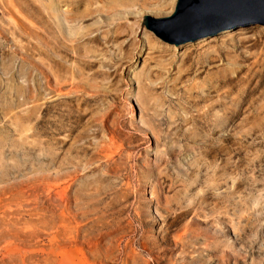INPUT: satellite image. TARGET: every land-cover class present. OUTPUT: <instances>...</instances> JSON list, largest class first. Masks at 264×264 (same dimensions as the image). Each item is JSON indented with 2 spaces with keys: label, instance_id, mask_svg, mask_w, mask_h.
I'll return each instance as SVG.
<instances>
[{
  "label": "rangeland",
  "instance_id": "1",
  "mask_svg": "<svg viewBox=\"0 0 264 264\" xmlns=\"http://www.w3.org/2000/svg\"><path fill=\"white\" fill-rule=\"evenodd\" d=\"M176 1L0 0V264H264V26L176 45Z\"/></svg>",
  "mask_w": 264,
  "mask_h": 264
},
{
  "label": "water",
  "instance_id": "2",
  "mask_svg": "<svg viewBox=\"0 0 264 264\" xmlns=\"http://www.w3.org/2000/svg\"><path fill=\"white\" fill-rule=\"evenodd\" d=\"M143 23L164 41L179 45L235 27L264 26V0H177L172 14L146 12Z\"/></svg>",
  "mask_w": 264,
  "mask_h": 264
},
{
  "label": "bare ground",
  "instance_id": "3",
  "mask_svg": "<svg viewBox=\"0 0 264 264\" xmlns=\"http://www.w3.org/2000/svg\"><path fill=\"white\" fill-rule=\"evenodd\" d=\"M64 1H68V0H53L54 3H58V4L60 2H64ZM82 1H85V0H82ZM90 1L91 2H95V1L96 2H105V1H109V0H90ZM111 1H115V0H111ZM124 1H129V3L133 2V1L135 3H147V2H149L151 0H124ZM158 3L160 4V5H158V6H160V8H158V6L156 8L158 9V11L159 10L161 11L163 9L164 5H165V2H163V0H159ZM147 12L152 14L151 13L152 10H148ZM222 31H225V30H222ZM123 35L124 34L117 35L115 37L118 40ZM221 35H222V33H220L219 35H216L215 37H218V36H221ZM99 37L100 36L92 38L93 42L96 39H99ZM149 38H150V42H152V41L155 42V45L157 46V48H164L165 49V47H162L161 45H159V42L155 41V39L151 35H149ZM204 39H206V38L202 37V38H200L199 41H203ZM247 40L248 39L246 37L238 38L237 41L235 40V43L232 45V47L237 48L234 60L235 61H240L241 58H243V60H250L252 58H255V56L259 55L260 53H262L263 58H264V48L262 49L263 50L262 52H256V53H252V52L248 51L247 49H242V50L240 49V47H242L241 45L246 43ZM208 44L209 43H203L202 46L208 45ZM262 44H263V41L259 40L258 38L254 39L250 43V45L259 46V47ZM99 46H103V44L98 45V47ZM263 47H264V45H263ZM229 49L230 48H227L226 50L223 51L222 47L219 46V47H215V48H212V49L207 48V49L201 51L200 55H204L205 59L199 60V61H194V63L190 66V68L188 70L189 71L188 73H191V74L195 73L197 76H201L207 70H209L211 72H214L213 73V77L209 81V84H208L209 88L213 89L214 91H216V89H218V88L220 90V88H222L223 86H226V85H230V86L235 87V85H236L235 82L239 83L240 78H235L234 76L229 75V73H227L226 71L223 70L224 66H223V63H221V59L222 58L226 59L227 62H231V60L227 59L226 57H224V54H223L225 52H228ZM224 96L226 97V99H222V100H220V102L222 104H224V109H225V114H226L227 111H229V109H230L229 107H231L230 105H228L229 107H226V103L229 101V99H234V98H230L231 97V90L225 92Z\"/></svg>",
  "mask_w": 264,
  "mask_h": 264
}]
</instances>
